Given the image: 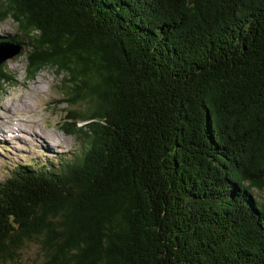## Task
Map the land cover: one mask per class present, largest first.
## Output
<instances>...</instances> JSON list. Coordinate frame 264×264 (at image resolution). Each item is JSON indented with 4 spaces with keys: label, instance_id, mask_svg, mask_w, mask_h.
<instances>
[{
    "label": "trees",
    "instance_id": "16d2710c",
    "mask_svg": "<svg viewBox=\"0 0 264 264\" xmlns=\"http://www.w3.org/2000/svg\"><path fill=\"white\" fill-rule=\"evenodd\" d=\"M8 19L29 73L63 75L80 149L0 182V264L28 245L41 264H264V0H0Z\"/></svg>",
    "mask_w": 264,
    "mask_h": 264
},
{
    "label": "rangeland",
    "instance_id": "374dc122",
    "mask_svg": "<svg viewBox=\"0 0 264 264\" xmlns=\"http://www.w3.org/2000/svg\"><path fill=\"white\" fill-rule=\"evenodd\" d=\"M14 33L16 25L10 19L0 21V36ZM26 54L20 50L18 55L2 64L13 80L0 94V133L4 131L0 140V182L19 165L40 166L68 160L80 149L78 139L60 129L71 109L64 91L60 89L64 85L63 75H56L52 68L31 75ZM21 108L24 109L25 120L33 121L32 128H21L18 122H14L16 127L11 125L12 121L24 118L19 113ZM37 140L44 141L46 148ZM18 261L17 264H41L43 256L37 247L28 245L23 248Z\"/></svg>",
    "mask_w": 264,
    "mask_h": 264
},
{
    "label": "water",
    "instance_id": "95a60500",
    "mask_svg": "<svg viewBox=\"0 0 264 264\" xmlns=\"http://www.w3.org/2000/svg\"><path fill=\"white\" fill-rule=\"evenodd\" d=\"M21 48L10 44L0 43V65L20 53Z\"/></svg>",
    "mask_w": 264,
    "mask_h": 264
},
{
    "label": "bare ground",
    "instance_id": "6f19581e",
    "mask_svg": "<svg viewBox=\"0 0 264 264\" xmlns=\"http://www.w3.org/2000/svg\"><path fill=\"white\" fill-rule=\"evenodd\" d=\"M24 104V103H23ZM19 110V109H18ZM19 113L21 114V116L22 117H24V118H19V119H16L17 121H12V126L13 127H16V124L14 123V122H18V123H20V127L21 128H32L33 127V121H30V120H25V117L26 116H24L23 114H24V109L23 108H21L20 110H19ZM17 114V113H16ZM14 115V114H13ZM2 133H0V140H2V138L4 137V131H1ZM7 133H10L9 131H7ZM23 133H25V132H23ZM12 134H13V132H12ZM15 137H17L16 135H15ZM19 137V136H18ZM35 138H36V136H35ZM37 142L41 145V146H44L45 148H46V145L44 144V141H41V140H37ZM47 148H48V146H47Z\"/></svg>",
    "mask_w": 264,
    "mask_h": 264
}]
</instances>
